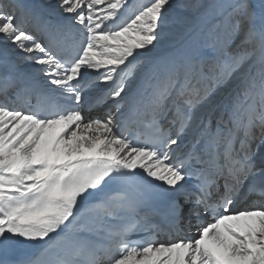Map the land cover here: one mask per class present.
Wrapping results in <instances>:
<instances>
[{
	"label": "snow or ice",
	"instance_id": "1",
	"mask_svg": "<svg viewBox=\"0 0 264 264\" xmlns=\"http://www.w3.org/2000/svg\"><path fill=\"white\" fill-rule=\"evenodd\" d=\"M0 264H264V0H0Z\"/></svg>",
	"mask_w": 264,
	"mask_h": 264
},
{
	"label": "bare ground",
	"instance_id": "2",
	"mask_svg": "<svg viewBox=\"0 0 264 264\" xmlns=\"http://www.w3.org/2000/svg\"><path fill=\"white\" fill-rule=\"evenodd\" d=\"M130 2H131V0H130Z\"/></svg>",
	"mask_w": 264,
	"mask_h": 264
}]
</instances>
